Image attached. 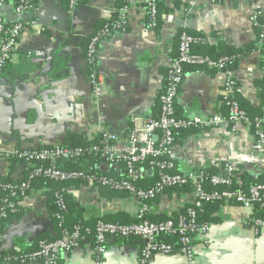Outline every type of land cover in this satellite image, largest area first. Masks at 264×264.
Here are the masks:
<instances>
[{
    "label": "crops",
    "instance_id": "crops-1",
    "mask_svg": "<svg viewBox=\"0 0 264 264\" xmlns=\"http://www.w3.org/2000/svg\"><path fill=\"white\" fill-rule=\"evenodd\" d=\"M65 1L37 0L34 11L22 14L24 21L33 23L21 33L0 73V180L25 177L24 165L10 159L17 149L61 143L69 135L95 140L103 130L125 138L131 123L139 127L142 120L157 116L167 59L177 53L180 31L200 32L205 45L223 40L241 47L255 40L251 12H264V0H157L160 24L154 30L146 24L144 0H131L126 30L108 33L99 43L95 64L102 82L94 91L84 45L96 21L111 16L116 0H77L72 8ZM15 18L12 0L0 5V19L5 24ZM229 72L236 82V98L262 107L264 70L258 47L239 58ZM226 76L220 71L186 68L176 98V115L225 113L221 89ZM174 151L180 172L202 169L214 174L230 163L241 175L264 177V144H256L251 128L244 123H238L235 130L224 123L211 129L181 131ZM95 166L116 177L124 172L119 163ZM152 175L144 169L140 177ZM64 192L72 204L68 226L74 218L89 221L117 212L134 220L138 207V200L130 194L107 198L99 188L81 182H69ZM191 199V190L167 189L151 201L150 217L158 220L180 212ZM18 206V216L10 217L1 227L0 254L30 251L37 240L58 237L43 189H30ZM250 214L249 209L232 203L208 210L209 244L196 245L193 264H264V230L254 234L245 226ZM141 245L139 239L109 237L102 264H142ZM57 264H94L92 246L79 244L62 252ZM147 264H185V260L178 253H159Z\"/></svg>",
    "mask_w": 264,
    "mask_h": 264
},
{
    "label": "built area",
    "instance_id": "built-area-1",
    "mask_svg": "<svg viewBox=\"0 0 264 264\" xmlns=\"http://www.w3.org/2000/svg\"><path fill=\"white\" fill-rule=\"evenodd\" d=\"M9 0H0V5ZM37 0H18L13 3L15 20L5 24L0 19V73L5 67L8 57L17 47L21 33L32 21H24L22 14L36 9ZM70 8L77 4V0H66ZM121 8L119 19L113 29L124 31L128 24L127 12L131 0ZM219 1V0H210ZM146 8V24L149 28L155 25L158 15L157 0H144ZM262 15L260 9L251 12L249 19L256 24ZM264 36V22L260 25ZM105 27L104 32L108 33ZM96 38L88 45L85 61L88 66V78L94 91L102 82V76L97 72L95 56L97 55ZM194 38L186 32L178 37L177 54L169 56L165 71V79L158 93V114L155 117L142 120L139 127L129 128L125 138H119L107 131H101L95 142L77 146H65L54 143L47 146H35L15 150V156L28 170V177L44 175L52 180L67 182L78 180L83 185L110 190L125 191L138 200L134 221L129 224L97 220L94 226L93 260L94 264L103 263L106 242L109 237L121 239H139L142 245L139 250V260L147 264L154 254L178 253L183 256L185 264H193L195 247L197 244H209L210 225L198 219L197 210L208 201L232 203L251 211L245 221V226L254 234L264 230V182L245 186L240 172L234 165L225 164L220 172L209 174L198 169L188 172L176 170L175 142L176 133L185 130L211 129L220 124H228L231 130L236 129L238 123L248 125L258 146L264 144V117L250 120L239 103L233 98L236 82L229 71L222 70L228 57L212 60L206 56L193 53L191 45ZM190 66L213 67L217 71L227 74L221 89V103L226 107L225 113L211 114L205 117H179L175 114L176 98L179 95L183 75ZM264 70V59L262 61ZM94 158L104 163H119L124 167L122 176H110L97 173L95 163L85 168L64 169L58 165L63 161H77ZM156 173L153 184L147 188L137 187L135 182L144 170ZM33 165L31 169H28ZM190 186L192 199L185 212L169 214L161 220L150 218L151 201L167 189L180 186ZM28 181L18 186L0 181V190L8 191L9 197L0 204V224L8 211H14L18 205L15 201L19 194L28 188ZM55 214L58 227L62 230L58 237L52 240H39L37 248L32 252H9L1 257L0 264H25L39 262L40 264H57L59 255L79 246L83 239L78 225L71 230L64 229V215L67 206L60 192L55 193ZM161 236H174L175 243L160 239Z\"/></svg>",
    "mask_w": 264,
    "mask_h": 264
},
{
    "label": "trees",
    "instance_id": "trees-1",
    "mask_svg": "<svg viewBox=\"0 0 264 264\" xmlns=\"http://www.w3.org/2000/svg\"><path fill=\"white\" fill-rule=\"evenodd\" d=\"M12 1H13V3H15L18 0H12ZM127 4L128 3L126 0H116L114 9L111 13V16L106 20L104 19V20L96 21L92 34L90 36H88V38L85 41L84 55L87 51L89 43L94 38L97 39L95 43H96V48H97V53H98L100 41L104 37H106L108 35V33L110 34V33L117 31V29H113L112 27H113L114 23L119 19L121 8ZM157 8H159L158 2H157ZM263 22H264V12L262 11V15L259 17L257 23L254 24L255 32H256L255 40L253 42H249V43H247L241 47H234V46L228 44L227 42H225L223 40H219L216 45H205V44H202V42H203L202 38H201L202 34L200 32H190V31H183V32H186L187 34L191 35L194 38V42L191 45V50L193 53L199 54L201 56H206L212 60H218L221 57H228L229 62L224 64L222 70L231 71V70L236 68L239 58L246 56V55L250 54L251 52L255 51L257 49V47H258L259 51L261 52L262 61H263V59H264V36L259 41V34L262 33V29H261L260 25ZM159 24H160V18H159V11H158V15L155 19V25H154L153 29L157 30L159 27ZM105 27L108 28V30H109L108 33L104 32ZM124 28L126 30L127 25ZM181 32L182 31L179 32L178 37H179ZM173 56H175V55H173ZM188 68H205V69L209 70L211 73L217 72V70L213 67L190 66ZM262 97H263L262 107H252V106H249L246 102L238 100L235 96V91L233 94V98L239 103V106L245 111V113L247 114V116L250 120H253L255 117H263L264 116V85H263ZM223 109L226 110V107L224 105H223ZM175 110H176V108H175ZM175 114H176V111H175ZM180 132L181 131L177 132L176 135ZM176 135H175V137H176ZM95 141H96V139L95 140H87L86 138H84L82 136L69 135L63 142H61V144L65 145V146H77V145H83V144H90V143H93ZM10 159L14 160V161H18V159H16L14 155L13 156L10 155ZM99 162H103V161L98 160V159H94V158H86V159L80 158V160H77V161L72 160V161L59 162L58 165L64 169H77V168H85L88 165H92L94 163H99ZM32 166L33 165H30L28 169L33 168ZM143 167L145 170H148V167L146 164H143ZM97 171H98L97 173H99V175L100 174H107V175L113 176L109 173L99 171V169H97ZM207 173L213 174V172H209V171H207ZM241 178H242L245 186L264 182V177H261V179H253V178L243 174V175H241ZM155 179H156V173L154 172L152 177H147V178L139 177L136 180L135 184L137 187L141 186L140 188H147L148 186H150L151 184L154 183ZM25 180L28 181L29 186L26 190H24L23 194H19V196H17L15 201L19 202L22 199V197L25 196L28 193V191L32 188L43 189V191L46 194L48 201H49V209H50L52 218H53V220H55V222L57 224V221L54 217V214L56 211V209H55V193L60 192L62 194V197L64 198V201H65L66 206H67V212L64 215L63 228L71 230L74 226L78 225L80 227L81 235L83 237V239L80 241V245L89 244V246H93L94 226H95L96 221L99 219L104 220V221H109V222H119L122 224H129V223H132L134 221L133 218L129 217L128 214H126L124 212H117V213L109 214V215H107V217H103V218H99V219H92L89 221H83L81 218H74L72 225L68 226V225H66V219H67V217L71 211L72 204L68 201L69 198L66 196V194L64 192V187L71 181L59 182V181L52 180V179H50L44 175H37V176L28 177V170H25V177L22 180L12 181L9 179H3L0 181L3 183H10L14 186H18L21 182H23ZM72 182H80V181L73 180ZM138 182L143 183V185L138 184ZM99 189L101 190L102 196L107 197V198L125 197V196L129 195L128 192L110 190L106 187H99ZM172 189H183V190L189 191V190H191V187L188 185V186H180V187H176V188H172ZM6 197H9L8 191L5 189H1L0 190V204H1L2 200ZM220 203H221L220 201H208V202L203 203V205L197 210L199 221L206 222L207 221L206 215H208V210H214ZM185 210L186 209L181 210L180 212L183 213V212H185ZM18 213H19V206L18 205L16 206L14 211H8L7 215L4 218H2V220H1L0 230H1L3 223L6 220H8L10 217L18 216ZM150 218L152 220H156L155 218H152V217H150ZM164 218H166V216H164L158 220H161ZM57 227H58V225H57ZM58 229H59V234H60L62 229L60 227H58ZM59 234H58V236H59ZM160 239L169 241L171 243H175V237L174 236H161ZM39 240H42V239H39ZM39 240H37L36 247L34 249H32L30 251H20V252H32V251H34L37 248V243ZM44 240H46V239H44ZM9 252H16V251H14V250L13 251H7L5 253H9ZM5 253L0 254V261H1V257Z\"/></svg>",
    "mask_w": 264,
    "mask_h": 264
}]
</instances>
